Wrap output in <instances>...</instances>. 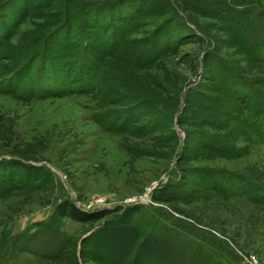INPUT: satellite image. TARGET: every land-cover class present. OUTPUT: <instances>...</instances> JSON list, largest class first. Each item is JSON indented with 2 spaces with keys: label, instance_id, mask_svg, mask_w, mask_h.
Instances as JSON below:
<instances>
[{
  "label": "rangeland",
  "instance_id": "rangeland-1",
  "mask_svg": "<svg viewBox=\"0 0 264 264\" xmlns=\"http://www.w3.org/2000/svg\"><path fill=\"white\" fill-rule=\"evenodd\" d=\"M259 101L264 0H0V264H100L85 236L133 205L143 235L195 264H264V128L246 124ZM162 185L177 196L156 199ZM64 200L111 212L57 215Z\"/></svg>",
  "mask_w": 264,
  "mask_h": 264
},
{
  "label": "trees",
  "instance_id": "trees-1",
  "mask_svg": "<svg viewBox=\"0 0 264 264\" xmlns=\"http://www.w3.org/2000/svg\"><path fill=\"white\" fill-rule=\"evenodd\" d=\"M124 22L125 17H123ZM120 40V39H119ZM107 42V41H106ZM118 41H114L111 39V46L117 44ZM106 44V43H105ZM89 42L86 37H83L79 41V48L81 50L87 52L89 49ZM108 45V42H107ZM80 58V57H79ZM81 57L79 63L81 64L82 68L79 67L76 69V73L78 77L76 80L79 82L77 86L72 87L76 91H83L85 84L88 86L93 85L91 83L94 81V77H92V73L89 75H85L87 70L84 68L88 67L87 64L89 63L88 60L83 59ZM82 71V73H81ZM26 70L23 72H18L14 75L13 79L6 83V88L9 91L13 92V87L15 83L21 79V76L25 74ZM91 75V76H90ZM87 78V79H86ZM86 79V80H85ZM63 88L65 92L68 89L64 88V86L60 87ZM32 87L28 86V97L35 96L31 91ZM38 92V90H37ZM39 93V92H38ZM36 94V93H35ZM260 102V101H259ZM263 103L256 105L257 111H255V119H251L247 121V126L249 129H252L256 132V134H260L262 131L261 129L264 128V115H263V108H261ZM263 116V118H262ZM258 119V121H256ZM256 121V122H255ZM113 124V123H112ZM6 161L0 160V163ZM9 163V161H7ZM12 162L14 165H18L21 169H27L32 171H38L40 165L24 163L19 160L13 159ZM11 169V168H10ZM47 173V172H46ZM202 173H206V177L209 175H213L212 171L204 170ZM201 176H204V174ZM29 172L25 173V177L27 179ZM5 175V174H4ZM0 176L4 177L2 173ZM224 177V176H223ZM1 178V177H0ZM209 180H202L197 181L200 184H205L208 187L214 186V188L221 190L219 185L218 179L215 178V181H212L213 178ZM225 179H228L224 177ZM199 179V177H198ZM201 180V179H200ZM12 181V186L13 182ZM4 184V183H3ZM236 184V183H234ZM3 186V185H2ZM236 189L241 192L246 197H249L251 200L254 201H263L260 198L261 192L252 193L250 187L246 185H235ZM177 196V186L174 185H167L161 186L158 189V194L154 197L158 200L162 201H169ZM136 206H128L123 208H115L112 212L114 214L109 218L103 219L98 226H95L88 234L85 236L86 243H83L84 248H82V256L89 257L90 259L100 263V264H195L192 260L185 257L182 253L178 252L173 245L170 244L169 241L164 240L160 237L154 236L150 233L145 235L142 234V231L133 224L132 218L133 213ZM109 212L108 209H102L96 212H89L78 208L75 204L71 203L68 200H64L63 202L59 203L56 208L57 215L60 216H68L70 218L90 222L95 220H100L105 217ZM75 256V255H74ZM74 264H78L77 260L74 257Z\"/></svg>",
  "mask_w": 264,
  "mask_h": 264
}]
</instances>
